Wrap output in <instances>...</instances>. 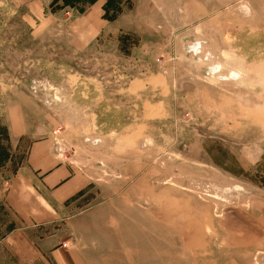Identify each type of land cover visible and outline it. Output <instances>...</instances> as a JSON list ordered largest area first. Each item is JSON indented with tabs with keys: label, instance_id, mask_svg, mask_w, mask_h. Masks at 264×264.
<instances>
[{
	"label": "rangeland",
	"instance_id": "374dc122",
	"mask_svg": "<svg viewBox=\"0 0 264 264\" xmlns=\"http://www.w3.org/2000/svg\"><path fill=\"white\" fill-rule=\"evenodd\" d=\"M39 140L87 264H264V0H0L5 188Z\"/></svg>",
	"mask_w": 264,
	"mask_h": 264
},
{
	"label": "crops",
	"instance_id": "0c3cea01",
	"mask_svg": "<svg viewBox=\"0 0 264 264\" xmlns=\"http://www.w3.org/2000/svg\"><path fill=\"white\" fill-rule=\"evenodd\" d=\"M0 183V209L11 213L15 229L0 240V260L15 264H87L77 248H64L67 231L61 224L73 197L82 189L79 175L62 164L51 140L33 142L25 165ZM70 218V219H68ZM19 223V224H18ZM52 227L54 229H52ZM46 230L48 234H37ZM12 257H3L4 254Z\"/></svg>",
	"mask_w": 264,
	"mask_h": 264
},
{
	"label": "trees",
	"instance_id": "16d2710c",
	"mask_svg": "<svg viewBox=\"0 0 264 264\" xmlns=\"http://www.w3.org/2000/svg\"><path fill=\"white\" fill-rule=\"evenodd\" d=\"M58 1H59V0H55V3L58 4ZM64 1H65V0H64Z\"/></svg>",
	"mask_w": 264,
	"mask_h": 264
}]
</instances>
